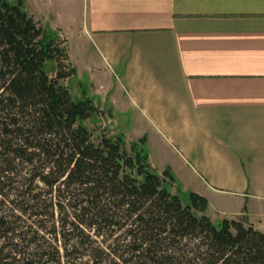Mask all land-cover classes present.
Listing matches in <instances>:
<instances>
[{
    "label": "trees",
    "instance_id": "1",
    "mask_svg": "<svg viewBox=\"0 0 264 264\" xmlns=\"http://www.w3.org/2000/svg\"><path fill=\"white\" fill-rule=\"evenodd\" d=\"M65 42L0 0V264H264V234L172 194L145 137L90 132L104 112L72 96Z\"/></svg>",
    "mask_w": 264,
    "mask_h": 264
},
{
    "label": "crops",
    "instance_id": "2",
    "mask_svg": "<svg viewBox=\"0 0 264 264\" xmlns=\"http://www.w3.org/2000/svg\"><path fill=\"white\" fill-rule=\"evenodd\" d=\"M23 2L66 41L76 98L141 126L172 194L264 234V0Z\"/></svg>",
    "mask_w": 264,
    "mask_h": 264
},
{
    "label": "rangeland",
    "instance_id": "3",
    "mask_svg": "<svg viewBox=\"0 0 264 264\" xmlns=\"http://www.w3.org/2000/svg\"><path fill=\"white\" fill-rule=\"evenodd\" d=\"M10 3L15 5L18 0H9ZM51 30V28H48ZM64 47H67V44L63 45ZM55 69V63L54 62H49L46 66V71L51 72L52 70ZM75 79L72 78L69 80V86H70V92L73 97H79L78 93V87L75 84ZM85 83H88L87 78L84 79ZM68 83V82H67ZM86 127L90 130V132L94 133L95 136H98L100 133L104 132L107 135H125L128 147L131 143V139H134L136 136L140 135L143 131L141 126L135 125L133 123V119L130 115H124V116H116L113 119L109 118L107 115V112L103 114L102 117L99 116L94 118L93 120H88L85 123ZM123 135V136H124ZM154 163L156 167H160L159 163L161 162V159L159 158L158 154L156 152L152 151ZM169 190L170 187H168ZM183 200L185 199V196H182ZM185 201V200H184ZM213 223L216 226H219L220 222L213 216ZM59 247L61 244L59 243ZM62 253V251H61ZM85 261V260H84Z\"/></svg>",
    "mask_w": 264,
    "mask_h": 264
}]
</instances>
